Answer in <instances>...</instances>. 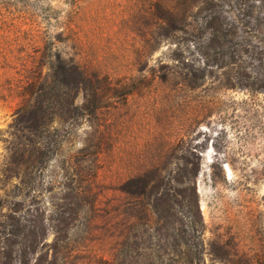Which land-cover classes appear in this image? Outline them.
Wrapping results in <instances>:
<instances>
[{
	"label": "rangeland",
	"instance_id": "rangeland-1",
	"mask_svg": "<svg viewBox=\"0 0 264 264\" xmlns=\"http://www.w3.org/2000/svg\"><path fill=\"white\" fill-rule=\"evenodd\" d=\"M76 1L0 0V20L15 18L26 31L15 42L17 49L29 48L31 35L56 36L71 29L81 37L84 61L98 74L92 82H77L73 95L81 103L82 86H97L100 110L91 120L80 118L71 134L55 116L51 131L61 130L62 146L38 178L44 208L54 193L62 197L68 173L75 179L96 173L94 207L67 232L72 234L71 264L114 258L153 175L191 177L201 196L204 237L220 231L232 246L239 243L241 251L256 253L264 264V93L227 88L220 73L197 89L163 81L156 71L173 64L168 55L176 45L156 50L144 45L152 22L148 0H78V7ZM63 41L65 50L76 55L70 39ZM187 54L201 59L198 52ZM18 108L15 98L0 100V264H23L17 228L33 202L27 196L25 204L18 188ZM35 120L40 123L41 116ZM38 254L29 256V264H37Z\"/></svg>",
	"mask_w": 264,
	"mask_h": 264
},
{
	"label": "trees",
	"instance_id": "trees-1",
	"mask_svg": "<svg viewBox=\"0 0 264 264\" xmlns=\"http://www.w3.org/2000/svg\"><path fill=\"white\" fill-rule=\"evenodd\" d=\"M148 2L152 22L144 45L152 50L162 44L176 45L168 55L173 64H163L156 71L163 81H183L197 89L206 78L220 73L227 88L264 93V0ZM75 4L81 5L78 0ZM8 19L0 20V100L19 101L15 127L22 133L18 164L22 178L18 188L24 192L25 204L27 196L33 201L18 223L20 256L23 264H29V256L39 251L37 264H71L72 234L67 232L94 207L96 173L77 179L68 173L59 191L62 197L54 193L50 207L44 204V208L39 206L38 190L43 186L38 178L62 146L61 130L51 131L55 116L68 124L71 134L80 118L91 120L100 110L97 86H82L81 103L76 104L73 95L77 82H92L98 74L84 61L78 33L69 29L56 36L31 35L33 44L17 49L15 42L26 31L17 19ZM63 38L70 39L76 55L65 50ZM187 51L198 52L201 59H190ZM48 186V191L53 190V180ZM141 195L142 206L132 215L134 221L114 258L99 264H207L206 255L211 264H262L256 253L241 251L239 243L232 246L220 231L204 237L207 225L201 196L191 177L153 175ZM50 233L53 240L47 242Z\"/></svg>",
	"mask_w": 264,
	"mask_h": 264
}]
</instances>
